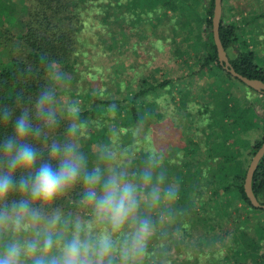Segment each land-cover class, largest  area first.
I'll list each match as a JSON object with an SVG mask.
<instances>
[{"label": "trees", "instance_id": "obj_1", "mask_svg": "<svg viewBox=\"0 0 264 264\" xmlns=\"http://www.w3.org/2000/svg\"><path fill=\"white\" fill-rule=\"evenodd\" d=\"M26 1L20 21L23 29L14 33L4 27L6 21L16 18L14 2L0 0V44L12 40L19 46L17 55L0 57V108H10L14 119L23 108L31 110L41 92L54 94L56 124L44 129L47 143L34 142L42 153L40 160L49 158L48 144L69 134V125L74 123L78 128L74 137L88 171L96 167L104 175L123 171L140 186L138 216L150 219L153 234L135 264H183L188 259L195 264L203 252L209 262L213 257V264H264V208L253 206L242 186L246 154L252 155L264 138V94L259 113L254 105L259 96L251 100L238 87L232 89L237 84L231 79L242 81L217 60L210 23L212 0ZM85 23L95 27L96 41L89 42L90 50L83 48L80 35ZM144 24L151 30L143 29ZM178 28H182L180 40L176 38ZM125 29L139 39L120 40ZM218 34L225 50H235L228 57L232 67L264 80L252 49L237 36L235 23L224 22L220 15ZM151 37L173 46L171 57L178 58L180 66L175 77L154 75L158 66L146 64L151 52L137 72L133 63L124 64V55L129 53L142 58L140 38L150 47ZM197 72L211 79L202 85L196 80ZM164 91L163 106L168 101L169 120L178 129L176 138L181 142L169 139L151 149V136L144 137L150 125L143 126L141 137L132 135L133 127L165 115L156 99ZM60 93L74 100L79 97L75 115L57 104ZM256 129L259 137L249 142L246 135ZM11 133L10 122L0 126V139ZM96 144L99 146L93 148ZM115 150L122 152L121 161L107 172L110 159L106 154ZM153 165L152 184L157 182L156 174L162 173L161 190L174 187L175 199L153 205L147 198L151 186L142 183L141 174ZM251 188L264 203V152L253 170ZM82 192L83 185L78 182L41 209L44 217L59 218L54 230L70 232L80 219L90 234L100 231L101 226L91 222L92 208L81 202ZM9 199H16L15 194ZM42 227L44 222L20 233L0 229V246L13 237L32 239ZM132 230L129 225L124 232ZM113 264H121L119 248L114 250Z\"/></svg>", "mask_w": 264, "mask_h": 264}, {"label": "clouds", "instance_id": "obj_2", "mask_svg": "<svg viewBox=\"0 0 264 264\" xmlns=\"http://www.w3.org/2000/svg\"><path fill=\"white\" fill-rule=\"evenodd\" d=\"M54 103V94L43 91L31 110L23 108L14 119L10 108H0V126L12 125L11 135L0 139V229L20 233L44 222L34 238L20 241L13 237L0 246V264H113L117 248L121 264H135L145 254L153 234L150 219L138 216L140 186L123 171L108 175L99 167L88 171L84 155L71 140L48 144L49 158L41 161L42 153L34 142L47 143L44 129L56 124ZM68 111L75 115L78 110L71 107ZM77 131L76 124L69 125L70 136ZM154 167L141 174L142 183L151 186L147 198L153 205L175 199L174 187L161 190L162 173L156 174L157 182L152 184ZM78 182L83 185L81 202L92 208L91 222L101 226L95 235L80 219L70 232L54 230L59 218L41 214L42 208ZM13 194L16 199L10 200ZM129 225L133 230L125 233Z\"/></svg>", "mask_w": 264, "mask_h": 264}, {"label": "rangeland", "instance_id": "obj_3", "mask_svg": "<svg viewBox=\"0 0 264 264\" xmlns=\"http://www.w3.org/2000/svg\"><path fill=\"white\" fill-rule=\"evenodd\" d=\"M16 9L15 16L16 18L12 21H6L5 26L9 30H11L14 33H18L20 30L23 29L21 18L24 16L25 9L27 7V1L26 0H11ZM10 2V0H9ZM10 5V4H9ZM220 15L224 22L226 21H233L236 25V34L240 39H244V41L247 44V47L251 48L254 54V61L261 66L262 70L264 71V0H221V10ZM139 27V26H138ZM146 31H150L151 27L147 24H144L141 26ZM94 26H89L88 23H85V26H83L82 31L80 32L82 42H84L83 48L85 49H92V43L96 41V36L94 34ZM182 28H178L176 32V38L180 40L182 37ZM129 32V31H128ZM126 33V35H125ZM125 33L120 35V40L126 39V41H129V37H131L130 40H136L139 39L136 34H131L130 32L127 33L125 29ZM151 34V33H149ZM140 43L138 44V47L140 49H143L142 51V58H139L135 53H129L128 55H124V64L128 65L129 62L134 64V71L137 72L140 67L138 66L141 64V62H144V59H146V54L148 52H151L152 57L149 58V60L146 62L147 66H154L157 65L158 68L154 69V75L157 78H162L166 76H173L175 77L179 73V61L178 58L171 57V54L173 53V46H171V43H167L162 40L154 39L153 37L150 38V41L152 45L146 42L145 39L140 38ZM4 44V43H2ZM127 44V43H126ZM161 45L160 49H157ZM171 46V48H170ZM18 43L15 41H9L6 45L2 46L0 44V57L6 58L8 55H17L19 53ZM146 48H150V50H147ZM226 52L228 57H232L234 55L235 50L231 47L226 48ZM144 56V58H143ZM97 57V56H95ZM185 68V67H184ZM127 72H131L128 68L125 69ZM196 80L201 83L202 85L207 84V82L211 79V76L205 75L203 72H197L196 73ZM234 84L233 90H235L238 87V90H241L245 93L246 98H249L252 100V97H258L260 98L261 93H256V90L250 89L246 84L238 81L237 79H231ZM87 86V84H85ZM172 90L173 87L171 86ZM166 96V92L164 91L160 96H156V99L159 103V109L165 110V115L162 118L155 119L154 121H146L144 124H141L140 126H134L133 127V133L134 136H143L141 135V132L143 130V126L149 124L150 128L145 129L144 137H150V140L153 141V145L149 144V148H155L160 146V144L167 142L169 139H173L177 141V143H180L181 141L178 140L177 137V131L178 129L172 125L171 121L169 120V111L171 109L170 106H168V101H166V106L164 105V98L163 96ZM79 97H76V99L69 98L66 93H60L58 95V105H63L64 108L67 110L71 107H75L77 109L76 102L78 101ZM255 101V100H254ZM171 105V103L169 102ZM255 109L259 113H262L263 108V102L262 99L257 100L254 102ZM73 117V116H72ZM112 131V130H111ZM259 130H253L250 131L246 137L249 139V142L253 140L254 138L259 137ZM117 133H113V139L116 140ZM73 136H70V134L65 133L61 137H59L56 141L63 143L71 140L73 143L77 145V140ZM159 137V140L158 138ZM68 138V139H67ZM141 139V138H140ZM138 139V140H140ZM99 146L98 144L92 145V147ZM122 153V152H121ZM121 153H118L115 151H109L108 154H106V157L110 159V163H107L108 169L107 172H111L114 168V163H119L121 161L120 158H122ZM246 157L248 158V161L251 157L250 153L246 154ZM89 228L94 229L92 225H89ZM185 247V245L182 243L181 248ZM208 256L207 253L203 252L200 255H198L197 262L195 264H213L212 258L209 257L210 262L206 259ZM189 260V259H188ZM186 260L183 264H192L191 260ZM209 262V263H208Z\"/></svg>", "mask_w": 264, "mask_h": 264}, {"label": "water", "instance_id": "obj_4", "mask_svg": "<svg viewBox=\"0 0 264 264\" xmlns=\"http://www.w3.org/2000/svg\"><path fill=\"white\" fill-rule=\"evenodd\" d=\"M220 10H221V0H212V9H211V16H210L211 34H212V40L215 46L216 57H217L218 62L220 63L222 68L227 70L232 76L237 77L242 82H244L246 85L264 94V80H262L261 78H257V77H248L246 75H243L237 72L232 67L231 63L229 62L228 55L220 41L219 34H218ZM263 152H264V138L261 140L259 146L255 149V151L253 152V154L251 155L247 163V166L245 168L244 177H243V183H242L243 190L249 202L253 206H259L262 208H264V203L259 201L252 191L251 176Z\"/></svg>", "mask_w": 264, "mask_h": 264}]
</instances>
